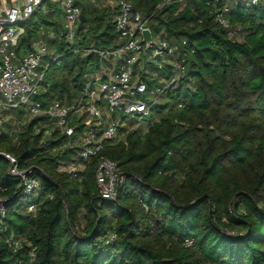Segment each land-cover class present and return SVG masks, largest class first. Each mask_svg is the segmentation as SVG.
I'll return each mask as SVG.
<instances>
[{
	"label": "trees",
	"instance_id": "trees-1",
	"mask_svg": "<svg viewBox=\"0 0 264 264\" xmlns=\"http://www.w3.org/2000/svg\"><path fill=\"white\" fill-rule=\"evenodd\" d=\"M46 1L51 11L42 5L22 23L17 53L33 51L41 27L52 26L56 38L49 41H60L61 53L43 68L47 91L39 98L45 105L49 98L73 103L89 82L91 65L100 64L95 53L81 49L119 44L117 9L105 0H75L87 22H80L71 43L63 23L51 17L61 2ZM127 1L149 17L153 35L177 45L185 74L165 94L166 113L148 119L146 129L128 130L125 140L106 143L103 154L126 178L116 200L98 193L99 156L85 160L78 147L53 152L69 135L58 129L45 140L46 128L37 127L48 115L34 116L15 142L0 126L7 143L2 150L39 181L25 193L23 180L8 173L9 161L0 155V194L10 199L0 264H264V0ZM223 12L232 29L244 32L242 40L217 20ZM140 76L151 90L154 80ZM76 115L77 134L86 125ZM79 160L83 170L58 169ZM186 238L194 245L185 246Z\"/></svg>",
	"mask_w": 264,
	"mask_h": 264
},
{
	"label": "built area",
	"instance_id": "built-area-1",
	"mask_svg": "<svg viewBox=\"0 0 264 264\" xmlns=\"http://www.w3.org/2000/svg\"><path fill=\"white\" fill-rule=\"evenodd\" d=\"M45 1L23 0L5 7L0 12V108L23 107L33 116L48 115L50 123L57 122V127L69 136L76 135L75 129L69 127L70 112L76 108L85 109L88 118L84 122L86 125L84 130L87 133L80 134L78 140H69V142L71 147L79 148L80 156L85 160L99 156L95 174L98 193L103 198L116 200L119 186L124 184L126 178L118 163L103 154L107 142L120 140L121 119H116L115 114L138 118L137 122H146L151 117L154 104L159 103L160 96H165L171 86L178 84L186 68L177 59V45L166 37L153 35L149 45L143 43L142 33L145 29H150L149 17H145L127 0H118L114 5L117 9L114 20L121 41L111 49L91 48V52L100 59L101 72L97 84L96 80H89L83 92L84 99L82 98L75 106H69L60 100H54L45 105L39 95L44 88L46 77V69L40 66L42 58L48 53L47 43H38L33 51L22 56L17 53L19 40L25 33L22 23L29 20ZM242 1L256 5L261 2V0ZM227 11L228 8L224 10V12ZM81 12L82 7L77 5L75 0H64V36L71 43L76 40ZM224 12L217 15V20L230 30L231 36H234L236 32L225 18ZM53 38H56V34H53ZM110 59L116 60L114 67L110 65ZM143 62L145 64H142ZM156 62H161L162 66L156 65ZM138 64L143 65L140 73L147 78L150 76L153 80L157 79V76L146 70L150 65L154 66V71L157 70L160 73L159 77L162 75L159 83L155 84L151 90H149L148 82L143 80L140 74L138 78H135ZM164 68L170 71L167 76L164 75ZM148 93H153L154 98ZM141 96H144V99ZM104 104L109 107V111L105 113L102 110ZM78 142L81 143L80 146L77 145ZM0 155L5 156L9 161L8 173L23 180L22 187L25 193L33 192L38 188L39 181L30 175L31 168L20 170L18 159L10 152L4 151ZM9 200V197L0 194V229ZM144 208L149 209L147 204H144ZM116 239L117 234H112L111 240ZM184 245L193 246L194 239H184Z\"/></svg>",
	"mask_w": 264,
	"mask_h": 264
},
{
	"label": "rangeland",
	"instance_id": "rangeland-1",
	"mask_svg": "<svg viewBox=\"0 0 264 264\" xmlns=\"http://www.w3.org/2000/svg\"><path fill=\"white\" fill-rule=\"evenodd\" d=\"M118 2V0H106L104 2V4H108L110 6H114L116 5V3ZM48 8H51L49 6V1H46L43 3V10L44 12L48 9ZM37 22L41 23V18L39 17V15H36L35 16ZM44 29L42 30V32L37 36V39L36 40H43L44 42H48L49 40H51L53 38V27L52 26H45L43 25ZM235 32H236V38L237 40H242L244 38V32L241 33V29H233ZM35 40V41H36ZM36 43V42H35ZM60 41H54V42H51L49 41L48 42V53L46 55H44V57L42 58V62H41V66L40 68H48V65L50 64V62H52L53 60H55V56L57 55V57H60V53H61V49H60ZM83 49V48H82ZM82 52L84 53H88L90 52L92 49H89V50H82ZM80 51V49H79ZM114 62V61H112ZM48 63V64H47ZM47 64V65H46ZM142 64H145V62H143ZM156 65H160L162 66V63L161 62H156L155 63ZM143 66V65H142ZM56 67V65H54L51 69H50V72L52 69H54ZM142 68V67H141ZM91 69L93 70H88L87 74H90L88 76H86L88 79H90L91 81H94L96 80V84H97V80L99 79L100 77V67H97V65L93 64L91 65ZM154 69V66L153 65H150L149 67H147V71L149 73H152L154 74L155 76H157L154 80L155 84L159 83V75L160 73L153 70ZM157 72V73H155ZM90 77V78H89ZM162 80V79H161ZM43 92L47 91V86H45L43 89H42ZM41 91V93H42ZM96 91H98L97 89V86H96ZM148 95L151 97L153 96L152 98H154V95L153 93H148ZM80 97V98H79ZM82 98L84 99V94H82L81 96L80 95H76V97L74 98V101L73 103H66L68 104L69 106H75L77 103H79ZM142 99H144V96H141ZM49 100L51 101H48V103H52L54 101V98H49ZM159 100V103H156L154 104L155 106L152 107V111H151V117H154V118H158L160 117L163 112L166 113V104L168 103V98L166 96H160V98L158 99ZM158 104V105H157ZM22 109L24 111H21V113L19 112V110L17 109H14L13 107H10V106H5V107H2L0 108V112L2 113V120L0 121V126H2V129L5 131V133L9 134L10 136V139L11 141L15 142L17 139H18V131L21 130V128L23 127V125L27 124L28 122H30L34 116L29 113L28 111H26L23 107ZM102 110L105 112H108L109 111V107L107 104H104V106H102ZM76 112V114L78 116H82V113H83V119H84V122L85 120H87V113L85 112V109L83 108H80V109H73L72 112H70L71 114V122H70V125L69 127L70 128H76L74 125V120H73V114ZM86 114V115H85ZM76 115V116H77ZM115 117L116 119H121V123H120V126H119V139L120 140H125L126 139V134L128 133V130H131L133 129V127H143L146 129V123L145 122H137L139 121L138 118H133V117H124L123 115H121L120 113H116L115 114ZM150 117V118H151ZM2 122L4 123V125H1ZM73 122V125H71V123ZM83 122V123H84ZM94 123V122H93ZM58 123L57 122H54V123H50V121L48 120L47 121V124L44 126L42 125H39L37 127V132L40 131V129H42L43 127L46 128L45 129V140H47L51 134L55 131V130H60V132L62 134H65V132L61 131V129L59 127H57ZM146 131V130H144ZM0 133L2 134V130L0 129ZM81 135H85L87 132L86 130H83L82 132H80ZM76 134V132H75ZM75 138V135H72V136H69V140H73ZM7 141V139H5ZM3 139H1V135H0V153H3L5 150H2V148L7 144L6 142H2ZM73 142V141H71ZM80 142L77 143L78 146H80ZM72 145L69 141L66 142V144L64 146L61 147V149H56L54 150L53 152H56L57 150H60V151H63L64 149L66 148H70ZM77 158V156H75ZM79 162H81V160H79ZM66 163V162H65ZM59 170H62V171H77V170H83V164H78V163H74V162H71L69 161V163L67 164H63L61 166H59L58 168ZM149 210V209H148ZM147 211V209H146ZM83 212V210H82ZM84 220L82 219L81 221V228L83 229L84 227Z\"/></svg>",
	"mask_w": 264,
	"mask_h": 264
},
{
	"label": "crops",
	"instance_id": "crops-1",
	"mask_svg": "<svg viewBox=\"0 0 264 264\" xmlns=\"http://www.w3.org/2000/svg\"><path fill=\"white\" fill-rule=\"evenodd\" d=\"M21 1H23V0H0V12L5 8V7H8V6H10V5H13V4H15V3H17V2H21ZM106 1V0H105ZM59 2H61V3H59V5H58V7H61L62 8V13L61 14H59V12H60V8H58L57 7V9H56V11H54V10H52V11H54V12H52L51 13V17L53 18V19H55L56 21H61L62 23H64V18H65V16H64V0H60ZM106 5V4H105ZM48 11H51V8H48L47 10H46V12H48ZM44 29V27L42 26L41 27V32H42V30ZM53 34H55V32L53 33ZM121 41V40H120ZM119 41V42H120ZM36 42V43H35ZM34 42V45H33V48H36V45L38 44V43H40V42H44L43 40H36ZM47 43V46H48V42H46ZM49 47V46H48ZM112 61H114V62H112ZM110 65L112 64L113 65V67H114V64L116 63V60L115 59H110ZM141 67H142V64H138L137 66H136V75H135V78H138V74H140V72H141ZM90 78V77H89ZM90 80V79H89ZM82 116H83V113H82ZM70 122H71V120H70ZM74 122L76 123V120H74ZM77 125L76 126H78V123H76ZM80 134L81 133H77L76 135H75V138H74V140H78V137L80 136ZM78 164H83V163H81V162H77Z\"/></svg>",
	"mask_w": 264,
	"mask_h": 264
},
{
	"label": "water",
	"instance_id": "water-1",
	"mask_svg": "<svg viewBox=\"0 0 264 264\" xmlns=\"http://www.w3.org/2000/svg\"><path fill=\"white\" fill-rule=\"evenodd\" d=\"M80 20H81V22H87V17H86L84 8H82ZM142 35H143V43H145L146 45H149L151 43L152 37H153V33H152L151 29H149V28L145 29L143 31Z\"/></svg>",
	"mask_w": 264,
	"mask_h": 264
}]
</instances>
